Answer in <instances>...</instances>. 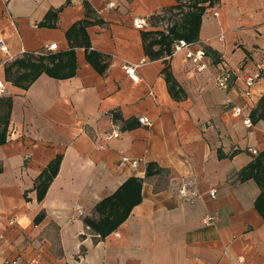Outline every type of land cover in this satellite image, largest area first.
<instances>
[{
  "label": "crops",
  "instance_id": "0c3cea01",
  "mask_svg": "<svg viewBox=\"0 0 264 264\" xmlns=\"http://www.w3.org/2000/svg\"><path fill=\"white\" fill-rule=\"evenodd\" d=\"M188 4L0 0V264H264V119L253 114L264 95V0L205 5L193 45L206 52L201 72L176 40L158 42ZM84 20L88 44L72 47L67 31ZM28 58L45 64L32 83L7 81V67ZM143 59L133 82L122 64ZM222 69L227 90L214 80ZM130 178L141 199L102 237L89 224L100 222L97 204Z\"/></svg>",
  "mask_w": 264,
  "mask_h": 264
},
{
  "label": "trees",
  "instance_id": "16d2710c",
  "mask_svg": "<svg viewBox=\"0 0 264 264\" xmlns=\"http://www.w3.org/2000/svg\"><path fill=\"white\" fill-rule=\"evenodd\" d=\"M217 0H189L188 11L183 12V16L180 22H175L169 29L167 35L162 34L158 42L167 44L168 46L174 42V40L185 39L189 42H196L198 40L199 27L201 22V14L205 9V5H211ZM87 22L80 21L74 24L68 31V39L73 41L72 47L79 41H75L81 38L80 43L88 44L86 32ZM160 34L159 32H146L145 36ZM154 39H151L148 45L154 43ZM157 41V40H155ZM18 69L15 72L12 71L13 64L6 69V80L12 81L23 87H28L32 81L37 77L44 68L42 60H33L28 58L26 60L18 61ZM256 119H264V95L261 97L258 108L253 112ZM59 162L53 163L50 166L48 173L42 175L38 180V198L42 199L46 193V190L56 174L57 165ZM154 164H149L147 168V175L153 174L152 170ZM141 181L137 178H130L116 193L112 196L102 200L97 204V208L102 214L99 223L89 221V224L101 233L104 237L112 232L116 227L128 216L131 207L140 201Z\"/></svg>",
  "mask_w": 264,
  "mask_h": 264
},
{
  "label": "built area",
  "instance_id": "2783aa9c",
  "mask_svg": "<svg viewBox=\"0 0 264 264\" xmlns=\"http://www.w3.org/2000/svg\"><path fill=\"white\" fill-rule=\"evenodd\" d=\"M146 20L143 18H136L134 19V24L135 25H139V24H145ZM194 42H189L185 39H178L175 41V52H179L182 50H186V54L193 60V62L196 64L195 69L198 72L203 71L205 68H207L208 63H206L204 57H205V50L201 47L195 49L193 48ZM57 47V43H52L50 45H48L46 47L47 50H54ZM0 51L7 53L8 52V46L5 42V40L0 37ZM12 56L9 58L11 59ZM13 59V58H12ZM145 60H141L140 63H130V62H124L122 64V68L124 70V72L127 74V76L133 81V82H138L140 80V76L138 73V67L140 66L141 63H143ZM262 68H264V62H262ZM260 77V73L256 74L255 76H247L245 77V83L246 86L248 87L247 90L249 88H251L254 83L255 80L257 78ZM231 72L227 69H222L219 72L216 73V75L214 76V80L215 83L217 85H219L221 88L227 90L230 87V82H231ZM6 88H7V84L6 82L0 78V98L2 96L5 95L6 93ZM233 114L234 115H238L241 113V108L240 107H234L233 108ZM138 120L141 124L143 125H147L150 126L152 125V120L147 116V115H140L138 117ZM244 123L247 126H251L252 125V121L250 118H246L244 120ZM120 136V131L118 129H115L109 133L106 134V138L107 139H111V138H117ZM249 151L253 152L254 154H258V150L255 148H249ZM127 161H131V163L133 164L134 167H137L138 165V160L133 159L130 160L127 156H123L122 158V162H127ZM210 195L212 197H214L216 195V190L212 189L210 191ZM208 221H212L213 217L212 216H208L207 217ZM16 263V262H14Z\"/></svg>",
  "mask_w": 264,
  "mask_h": 264
}]
</instances>
